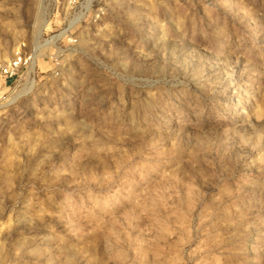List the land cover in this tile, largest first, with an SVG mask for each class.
<instances>
[{"label":"rangeland","instance_id":"374dc122","mask_svg":"<svg viewBox=\"0 0 264 264\" xmlns=\"http://www.w3.org/2000/svg\"><path fill=\"white\" fill-rule=\"evenodd\" d=\"M6 264H264V0H0Z\"/></svg>","mask_w":264,"mask_h":264},{"label":"built area","instance_id":"2783aa9c","mask_svg":"<svg viewBox=\"0 0 264 264\" xmlns=\"http://www.w3.org/2000/svg\"><path fill=\"white\" fill-rule=\"evenodd\" d=\"M22 67V58H17L12 62L2 66L0 68V82L4 81V85L7 86V82L14 79L19 70Z\"/></svg>","mask_w":264,"mask_h":264},{"label":"bare ground","instance_id":"6f19581e","mask_svg":"<svg viewBox=\"0 0 264 264\" xmlns=\"http://www.w3.org/2000/svg\"><path fill=\"white\" fill-rule=\"evenodd\" d=\"M7 256L4 254L2 248H0V264H6Z\"/></svg>","mask_w":264,"mask_h":264}]
</instances>
